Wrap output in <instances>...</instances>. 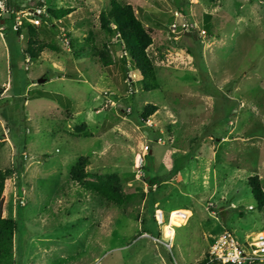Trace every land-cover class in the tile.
Wrapping results in <instances>:
<instances>
[{"label": "rangeland", "instance_id": "374dc122", "mask_svg": "<svg viewBox=\"0 0 264 264\" xmlns=\"http://www.w3.org/2000/svg\"><path fill=\"white\" fill-rule=\"evenodd\" d=\"M110 1L40 0L41 17L0 0V170L11 171L2 217L17 224L16 264H197L223 231L243 245L264 233L247 184L257 176L264 191V0H116L150 35L159 88L148 93L101 28ZM48 7L72 11L56 22ZM10 14L16 26L38 21V60L24 59L28 40ZM88 32L107 67L89 58ZM80 158L89 180L150 190L163 224L145 195L120 209L80 190L69 179Z\"/></svg>", "mask_w": 264, "mask_h": 264}, {"label": "trees", "instance_id": "16d2710c", "mask_svg": "<svg viewBox=\"0 0 264 264\" xmlns=\"http://www.w3.org/2000/svg\"><path fill=\"white\" fill-rule=\"evenodd\" d=\"M32 1L36 2V8L42 9V7L45 6V4L41 3L40 0ZM207 1L213 3L216 0ZM12 5L20 11L27 9L34 10L31 6L21 7V5H23L21 0H13ZM10 6V2H7L6 7L10 8ZM71 11L72 10H56L55 8L48 7L46 8L45 13L50 20L52 19L59 22ZM40 16L45 17L42 15ZM206 20H209L208 16L206 17ZM4 21L5 24L7 21H10L13 24L16 37H19L22 33L26 34L28 42L25 50L22 52L24 59L30 58L34 61L38 60L40 54L45 50V47L38 38L36 28L23 18L20 20L19 26H16L13 14H10L9 19ZM100 21L102 30H104V32L109 36H116L117 42L122 45L125 55L128 57V66H125L123 69L125 76L128 75L129 71L137 73L139 76L137 84L140 87V91L148 93L158 90L159 86L155 75V69L152 60L147 53V49L152 43L151 38L148 31L136 19L131 6L120 4L116 0H111L110 7L101 14ZM110 25H112L113 28H110ZM93 40L94 35L91 32H88V37L86 38L85 43L86 45H90L89 58L94 59L95 57H99L98 59L102 65L107 67L110 64L108 55L102 53L94 45H92ZM44 79L45 82L50 80L47 77ZM155 111H157L155 106H149L144 109L140 115L142 123H144L145 120L148 119V117H150ZM88 165L89 162L87 159L80 158L70 168L69 179L72 183L76 184L80 190L94 195L106 206H115L123 209L134 198L139 197L142 199L144 197L145 194L143 193L140 195L125 193L122 189V185L125 182H122V180L116 175L98 177L96 181L89 180V174L86 171V167ZM7 173H11V171L8 170ZM7 173L0 170V264H16L14 260L13 238L17 224L14 220L2 217V195ZM247 184L250 187L252 198L254 199L257 207L259 210H264V191L261 187L259 177L254 176L249 178L247 180ZM154 185L155 181L149 180V186ZM150 194L151 191L149 190L145 196L148 198L147 203L150 210V220L155 223L153 217L155 206L153 201L149 198ZM140 224L142 228L143 224H145V218L141 220ZM142 233L145 234L144 231ZM206 263L207 256H205V258L197 264ZM209 264L216 263L214 262Z\"/></svg>", "mask_w": 264, "mask_h": 264}, {"label": "built area", "instance_id": "2783aa9c", "mask_svg": "<svg viewBox=\"0 0 264 264\" xmlns=\"http://www.w3.org/2000/svg\"><path fill=\"white\" fill-rule=\"evenodd\" d=\"M31 12L41 15L38 8H34ZM28 22L36 26L38 21L36 18L29 19ZM20 23V22H18ZM27 61V60H26ZM147 150V147H145ZM142 159L139 157L136 167L141 168ZM20 205H23L20 202ZM250 209V208H248ZM156 225H162L164 215L159 209L154 210L153 214ZM247 242L240 244L236 238L228 231H223L218 235L209 247L207 253V263L218 264H261L264 263V235L259 232L254 237H246Z\"/></svg>", "mask_w": 264, "mask_h": 264}, {"label": "bare ground", "instance_id": "6f19581e", "mask_svg": "<svg viewBox=\"0 0 264 264\" xmlns=\"http://www.w3.org/2000/svg\"><path fill=\"white\" fill-rule=\"evenodd\" d=\"M177 220H179V219H176V221H177ZM163 233H164V237H165V238H170V237L172 236L171 232H169V231L167 230V228H164V229H163ZM263 235H264V233H263Z\"/></svg>", "mask_w": 264, "mask_h": 264}, {"label": "water", "instance_id": "95a60500", "mask_svg": "<svg viewBox=\"0 0 264 264\" xmlns=\"http://www.w3.org/2000/svg\"><path fill=\"white\" fill-rule=\"evenodd\" d=\"M40 81H42V80H40ZM39 82V81H38ZM216 264H218V263H216ZM261 264H264V263H261Z\"/></svg>", "mask_w": 264, "mask_h": 264}]
</instances>
